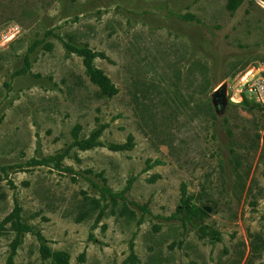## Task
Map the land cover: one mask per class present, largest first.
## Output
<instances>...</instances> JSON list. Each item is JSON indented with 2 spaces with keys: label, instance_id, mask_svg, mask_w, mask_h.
<instances>
[{
  "label": "rangeland",
  "instance_id": "374dc122",
  "mask_svg": "<svg viewBox=\"0 0 264 264\" xmlns=\"http://www.w3.org/2000/svg\"><path fill=\"white\" fill-rule=\"evenodd\" d=\"M229 1L0 0V264H264V0Z\"/></svg>",
  "mask_w": 264,
  "mask_h": 264
},
{
  "label": "trees",
  "instance_id": "16d2710c",
  "mask_svg": "<svg viewBox=\"0 0 264 264\" xmlns=\"http://www.w3.org/2000/svg\"><path fill=\"white\" fill-rule=\"evenodd\" d=\"M241 2H244V0H231L229 1V4L231 6H236V5H240ZM88 63H89V70H90L91 77L93 81L100 87L102 93L108 97H113L117 95L119 91L112 84V82L105 75H103L102 72L92 68V66L90 65V60H88ZM243 104L251 105L250 101H248L247 99L244 100ZM213 118L216 119V116H214ZM23 227L25 228V226H22V228ZM25 229H28V228L26 227Z\"/></svg>",
  "mask_w": 264,
  "mask_h": 264
},
{
  "label": "built area",
  "instance_id": "2783aa9c",
  "mask_svg": "<svg viewBox=\"0 0 264 264\" xmlns=\"http://www.w3.org/2000/svg\"><path fill=\"white\" fill-rule=\"evenodd\" d=\"M243 88L247 94L253 95L258 101L264 103V80L253 78L245 82Z\"/></svg>",
  "mask_w": 264,
  "mask_h": 264
},
{
  "label": "water",
  "instance_id": "95a60500",
  "mask_svg": "<svg viewBox=\"0 0 264 264\" xmlns=\"http://www.w3.org/2000/svg\"><path fill=\"white\" fill-rule=\"evenodd\" d=\"M227 84L220 86L213 94L214 103L216 106H223L226 102ZM206 212L211 213V209L204 207Z\"/></svg>",
  "mask_w": 264,
  "mask_h": 264
}]
</instances>
